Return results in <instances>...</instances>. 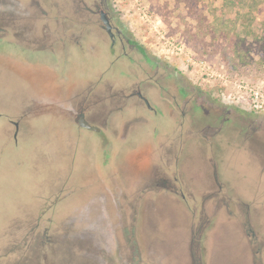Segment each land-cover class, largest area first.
Instances as JSON below:
<instances>
[{
	"label": "rangeland",
	"instance_id": "374dc122",
	"mask_svg": "<svg viewBox=\"0 0 264 264\" xmlns=\"http://www.w3.org/2000/svg\"><path fill=\"white\" fill-rule=\"evenodd\" d=\"M79 1L0 0V264H264L243 233L252 223L264 239L261 158L225 145L218 163L211 129L182 135L118 103L120 88L104 85L111 77L88 55L85 13L71 50L58 41L68 42L61 23L49 24L70 6L75 17ZM108 1L154 62L264 120V0L240 10L225 0ZM81 108L100 131L79 129ZM181 148L196 195L151 189ZM202 225L203 248L191 232Z\"/></svg>",
	"mask_w": 264,
	"mask_h": 264
},
{
	"label": "flooded vegetation",
	"instance_id": "af4514ba",
	"mask_svg": "<svg viewBox=\"0 0 264 264\" xmlns=\"http://www.w3.org/2000/svg\"><path fill=\"white\" fill-rule=\"evenodd\" d=\"M73 1L76 3V0ZM79 2L80 7L73 8L75 17L72 18V6H70L68 17L52 15L49 17V24L61 23L63 35H68V42L64 37L58 41H62V46L69 47L71 50L72 29L75 30L78 21L76 12L85 13L79 18L82 20L80 23L85 24L88 33V55L99 61L95 68L102 72L103 77H111V79L103 80L104 85L120 88L116 95L113 94V97H117L118 103L124 106L132 104L135 109L142 110L141 115H154L158 119H163L174 131H179L182 135H196L203 128L211 129L212 138L207 137V142L216 148L218 163L223 161L221 152L226 148L224 146L234 145L249 151L254 150L259 158H263L264 165V120L251 114L237 113L232 108L221 105L174 68L154 62L147 50L122 27L111 11L108 0H80ZM70 3L72 4V0ZM7 19L5 24H10V27L5 29L12 30V18ZM46 40L48 41L49 38ZM44 47L43 45L42 48ZM122 114L125 115V113ZM74 115H77L76 123L79 129L101 130L86 118L82 108L78 109ZM183 151L184 148H181L174 165L162 167L163 176L159 174L158 178V173L155 172L154 178L151 177L152 179L149 180L151 189L164 186L183 198H186V186L187 188L190 186L192 190L195 189V184L182 170L181 158L185 156ZM218 163L213 165V175L219 188L222 189L223 186L218 181ZM191 194L196 195L195 190ZM212 194L219 196L220 191ZM205 226L191 228L193 243L196 247H202L201 243L206 238L203 234ZM231 229L235 230L234 227ZM176 232L179 234V231ZM257 232L254 224H243V233L254 246L252 248L254 257L258 253L264 254V239L259 240ZM230 236L237 238V234L234 235L233 232ZM202 251L200 248V253L198 252L200 258ZM229 256L233 258V250L230 251ZM254 264L258 263L255 261Z\"/></svg>",
	"mask_w": 264,
	"mask_h": 264
},
{
	"label": "trees",
	"instance_id": "16d2710c",
	"mask_svg": "<svg viewBox=\"0 0 264 264\" xmlns=\"http://www.w3.org/2000/svg\"><path fill=\"white\" fill-rule=\"evenodd\" d=\"M250 0H225L226 6L236 8L237 10H240L241 8H245L246 4H249ZM247 8L249 5L246 6ZM240 13V12H238Z\"/></svg>",
	"mask_w": 264,
	"mask_h": 264
},
{
	"label": "water",
	"instance_id": "95a60500",
	"mask_svg": "<svg viewBox=\"0 0 264 264\" xmlns=\"http://www.w3.org/2000/svg\"><path fill=\"white\" fill-rule=\"evenodd\" d=\"M83 122L81 121V124H82ZM88 127H90V125H87ZM263 158H261V160H262Z\"/></svg>",
	"mask_w": 264,
	"mask_h": 264
}]
</instances>
